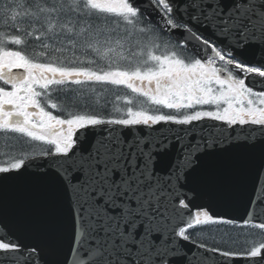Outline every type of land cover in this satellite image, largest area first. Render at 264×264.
I'll list each match as a JSON object with an SVG mask.
<instances>
[{
	"label": "snow or ice",
	"instance_id": "snow-or-ice-1",
	"mask_svg": "<svg viewBox=\"0 0 264 264\" xmlns=\"http://www.w3.org/2000/svg\"><path fill=\"white\" fill-rule=\"evenodd\" d=\"M0 133L46 146L0 163V212L40 169L41 230L0 236V264H264L189 231L235 223L190 184L249 169L246 217L264 208V0H0Z\"/></svg>",
	"mask_w": 264,
	"mask_h": 264
},
{
	"label": "water",
	"instance_id": "water-1",
	"mask_svg": "<svg viewBox=\"0 0 264 264\" xmlns=\"http://www.w3.org/2000/svg\"><path fill=\"white\" fill-rule=\"evenodd\" d=\"M175 37V34L173 35ZM239 152V149L233 150ZM39 162V161H38ZM40 169L36 164H32L26 177L24 187L21 190H11L9 192L8 211L0 212V236H3L10 229L21 244L33 245L39 242L40 226L39 218L35 213L28 210V205L35 193L31 190L30 178L38 175ZM255 175L244 169L237 177L228 184L199 183L190 184L189 188L194 189L189 192L192 203L189 205L194 213L196 210H208L214 217L220 216L229 220L242 221L247 218L249 221L264 222V208H258L261 213L256 218V212L252 216L246 217L248 211V197L246 192H251L255 182ZM260 185L264 187V179L260 180ZM60 215L64 214L63 209L58 210ZM7 225V227H5ZM264 255V254H262ZM218 257H213L209 264H215ZM259 260L260 258H255ZM228 264H252V258H236L228 261Z\"/></svg>",
	"mask_w": 264,
	"mask_h": 264
},
{
	"label": "trees",
	"instance_id": "trees-1",
	"mask_svg": "<svg viewBox=\"0 0 264 264\" xmlns=\"http://www.w3.org/2000/svg\"><path fill=\"white\" fill-rule=\"evenodd\" d=\"M103 91L97 87V92ZM110 91V90H109ZM114 93L107 96L108 100L114 98ZM53 102L67 103L63 93L55 94ZM59 111V110H58ZM8 143H0V154L7 153V155L15 154L17 152L27 151L29 148L25 143L19 140H7ZM5 155V156H7ZM253 223L247 226H242L241 223L235 222L234 224L216 223L206 226H198L195 229L189 230L197 242L206 243L210 247H220L222 250H232L238 252H246L252 246L264 243V230L254 227Z\"/></svg>",
	"mask_w": 264,
	"mask_h": 264
},
{
	"label": "rangeland",
	"instance_id": "rangeland-1",
	"mask_svg": "<svg viewBox=\"0 0 264 264\" xmlns=\"http://www.w3.org/2000/svg\"><path fill=\"white\" fill-rule=\"evenodd\" d=\"M7 140H4L3 137H2L0 143L5 145V143H8Z\"/></svg>",
	"mask_w": 264,
	"mask_h": 264
},
{
	"label": "flooded vegetation",
	"instance_id": "flooded-vegetation-1",
	"mask_svg": "<svg viewBox=\"0 0 264 264\" xmlns=\"http://www.w3.org/2000/svg\"><path fill=\"white\" fill-rule=\"evenodd\" d=\"M235 74V73H234ZM5 134L4 133H0V141H1V138L3 137V139L4 140H6V138H5V136H4ZM1 155V154H0Z\"/></svg>",
	"mask_w": 264,
	"mask_h": 264
}]
</instances>
